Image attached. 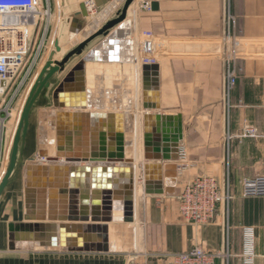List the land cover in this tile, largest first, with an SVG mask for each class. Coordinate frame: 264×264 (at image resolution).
<instances>
[{
  "label": "crops",
  "instance_id": "obj_1",
  "mask_svg": "<svg viewBox=\"0 0 264 264\" xmlns=\"http://www.w3.org/2000/svg\"><path fill=\"white\" fill-rule=\"evenodd\" d=\"M89 1L94 2L78 0L76 4V14L73 17L80 22L82 20L79 19V4L85 2L90 7ZM105 1L107 0H100L101 4ZM142 1L144 0L137 1L139 7L137 11L133 10L132 16L138 17V11L144 10L140 9ZM150 1L159 2L160 9L158 12L143 11L141 15L143 29L152 30L158 38L164 40L161 50L165 56L169 55L168 49L172 48L171 45L174 47L171 57L154 62L160 66L161 114L178 118L182 128L179 160L176 162L178 183L175 197L148 195L142 192V184L139 181L142 172L140 166L155 164L144 160L142 140V147L139 149L142 163L135 165L137 182L135 221L131 224L109 225V253L81 252L79 248L83 247V242L76 240L66 241L68 246L64 247L58 240L54 247H40L35 243L25 242L22 243V250L9 249L10 224L24 223L29 215L38 216L39 191H45L46 208L52 205L54 207L52 211L55 213L60 212L61 203L68 207L69 194L61 193V188L69 190L72 181L79 187L77 190L80 193L75 196L78 204L81 203L83 195L92 201L93 198H98V194L103 204L105 197L102 192L107 188L106 191L111 192L109 197L111 207L122 208L123 196L119 195V192L122 191L121 181L126 180V173L116 174L115 170L121 168L119 163H81L80 168L89 167L90 171H75L71 174L65 171V168L78 165H69L64 159L56 157L59 147L66 152L70 147L73 151L76 134H79L83 151L90 152L93 143L101 148L104 142L105 150L108 152L111 150V137L115 138L114 151H117V141L121 138L126 157L134 158L135 143L138 136L141 138L143 136L142 123L139 134L137 120L135 124L134 118L127 120L124 117L119 121L117 118L110 120L108 116L120 114L136 117L134 113L142 111L136 107L139 100L142 105L143 89L135 99L132 97L133 91L125 88L128 87V81L124 80L122 85L116 84L121 73L122 76L129 75L131 69L128 60L135 54L134 36L139 21L137 18L131 20L129 31V36L132 32L131 38L127 34L117 36L108 48L98 51L99 61L86 64L84 96L74 91L69 92L68 97H65L66 94L60 97L59 101L64 103L84 101L88 103V108H56L53 106V87L43 91L36 102L30 116L23 153L24 166L0 199V264H133L128 260V253L131 254L134 245L146 254L141 259L146 264H169L168 255L186 253L196 246L208 252L225 250L226 224L229 252L232 256L229 264L243 263L240 255L244 253L245 228L254 229L257 255L255 263L264 264V198L244 197L241 186L242 180L264 174V138L243 141L234 138L242 133L245 123L254 125L264 135V0ZM113 3L120 6L119 2ZM110 4L112 2L96 9V13L90 10V18L86 20L87 27L82 33H74L69 26L68 33L72 37L69 47L73 46L72 42L75 45L80 43L86 35L115 17L116 10L103 17L101 22L96 21ZM226 38L235 39L238 46L233 66L230 64L237 82L229 96H225L226 70L229 65L226 66L223 59L228 52ZM61 44L64 47L62 41ZM64 55L65 53H60L56 58ZM137 61L139 62L138 58ZM76 63L77 60L68 67L66 73ZM66 73L59 74L57 80H62ZM140 76L141 70L138 77ZM113 82L115 84L110 85ZM146 112L144 111L143 115ZM177 124V120L171 121L169 129L173 130ZM227 134L234 138L229 146L225 143ZM129 142H133L132 148L128 146ZM183 149L187 153L186 160L180 157ZM171 155L177 156L172 152ZM50 158L57 160L50 163L48 162ZM172 163L161 161L160 169H150L149 176L160 180L165 187L166 167ZM27 166L33 169L30 177L26 170ZM44 168L48 170L44 172ZM202 174L215 176L220 182L224 174L228 175L234 199L226 208V218L221 205L213 222L204 226H194L182 218L178 196L187 181ZM37 184L41 186L46 184L47 187L35 188L34 185ZM30 194L34 195L35 203L29 211L27 201ZM51 200L55 202L54 205L50 204ZM121 213L123 214V211ZM46 214L48 216V211ZM123 232H126L127 236L131 233L134 236L132 250L126 248L128 243L122 244Z\"/></svg>",
  "mask_w": 264,
  "mask_h": 264
},
{
  "label": "water",
  "instance_id": "obj_2",
  "mask_svg": "<svg viewBox=\"0 0 264 264\" xmlns=\"http://www.w3.org/2000/svg\"><path fill=\"white\" fill-rule=\"evenodd\" d=\"M95 2V3H94ZM92 3L96 8H101L112 2L110 6L105 10V13H100L96 21L101 22L103 17L109 15L116 10L115 17L111 20L106 21L103 26L96 31H92L86 35L85 39L77 44L76 47L70 49L64 56L57 59L56 57L62 52V46L60 37L57 36L54 42V50L50 53L45 65L41 72L37 76L29 95L26 99L25 105L22 109L20 119L16 128L12 147L9 155V164L0 180V199L8 187V185L14 180L19 173L22 166H24L23 153L30 126V116L36 102L45 90H50L53 87V106L56 108H72L81 109L88 108L86 102H76L74 104L60 102V97H68L69 92H77L83 94L86 93V82H85V68L89 62L99 61L98 51L102 48L106 49L114 42L117 36H123L127 34L129 36L130 26L132 21L129 18V12L132 5L136 0H107L101 4L100 0H94ZM113 2H119L120 6ZM151 10L158 12L160 9L159 2L151 1ZM79 19L70 18L67 20L68 25L71 26L73 32H83L87 23L86 20L90 18V10L88 9L87 3L83 2L79 4ZM132 32L129 36L131 38ZM79 59L73 68L66 73L68 67ZM128 62H134V56ZM142 72V105L143 111H147L142 120V131H143V146H144V160L153 162L151 166L145 165L141 167V174L139 181L142 184V192L144 191L148 195H164L168 198L175 197L176 186L178 183V168L176 162L179 160V146L182 140V128L178 118H172L161 114L159 105L160 95V66L157 63H145L141 66ZM66 73V76L62 80H57L59 74ZM64 97V98H65ZM84 99V98H83ZM155 112H151V111ZM127 120L133 119V116H124L120 114H109L110 120L119 121L122 118ZM100 118V117H98ZM105 118V117H101ZM177 120L178 124L173 130L169 129L170 122ZM76 128V127H75ZM172 133V135H170ZM171 136V137H170ZM81 136L76 134L75 149L72 151L68 147V151H64L62 147H59V152L56 158H61L66 161L69 165H78L76 167H67L65 171L73 174L75 171L88 172V168H80L81 163L92 164L105 162L109 164L119 163L121 168L115 170L118 172H125V181H121V192L119 195L123 196L121 201L123 202L122 208L111 207L109 197L110 190L104 188L102 194L105 197V201L97 199L82 197L80 204L76 202L75 196L78 195V186L76 187L71 184V188H61V193L69 194V205L65 206V203H61L60 212H53L54 207L46 208L45 191H39L38 204L39 210L38 216L29 215L27 216L26 222L15 224L12 223L9 226V249L11 251L22 250V243H35L40 247L56 246L58 240L61 246H68L66 241H80L83 242V247L79 248L81 252L85 253H109L110 251V224L112 223H126L131 224L135 221V192H136V177H135V159L128 158L125 154V148L120 138L118 143L117 151H114L115 138H110V148L108 152L105 150L104 142L102 147L92 145L91 151H83L81 146ZM170 143V144H169ZM60 146H62L60 144ZM129 147H133V142H129ZM172 153L177 156L171 155ZM56 158H50L48 162H56ZM161 161L173 162L167 165L166 170V183L165 187L160 180L154 179L149 176L150 169H160ZM142 161H139L141 165ZM74 167V168H73ZM157 167V168H156ZM225 168V167H224ZM52 170V168H50ZM82 169V170H81ZM28 177L31 176L32 167L27 166L26 168ZM35 170V169H34ZM40 170V169H39ZM42 170V169H41ZM44 168L43 171H47ZM129 174V177H128ZM31 181V180H29ZM45 183V182H44ZM31 187V186H30ZM35 188L47 187L34 185ZM226 192V174L223 176V193ZM118 195V196H119ZM32 194L28 197V208L29 211L32 209L34 199ZM120 200V199H119ZM50 204H55L51 200ZM224 208V217L226 218V203L222 204ZM34 208V207H33ZM53 210V211H52ZM48 211V216L46 212ZM119 211V212H118ZM123 211V214L121 213ZM120 213V214H119ZM122 215V216H121ZM37 221V222H35ZM224 230L225 225H224ZM78 249V248H77Z\"/></svg>",
  "mask_w": 264,
  "mask_h": 264
},
{
  "label": "built area",
  "instance_id": "obj_3",
  "mask_svg": "<svg viewBox=\"0 0 264 264\" xmlns=\"http://www.w3.org/2000/svg\"><path fill=\"white\" fill-rule=\"evenodd\" d=\"M144 2L146 3L144 4L145 11H151V1L145 0ZM54 16L52 0H0V159L3 148H6L10 137V123L18 112L21 101L24 103L27 99L37 76L54 50L56 36L50 33ZM68 19L70 18H66V24H68ZM226 44L228 52L226 51L223 59L226 66L229 65L226 70L229 96L237 81L235 73L230 69L232 39L227 40L226 38ZM31 81L33 82L30 85ZM17 125L18 122L13 130L11 143ZM234 138L239 141L260 140L264 138V135L254 125L245 123L242 133ZM234 138L227 134L226 143L228 146ZM11 143L8 152L12 147ZM180 157L183 160L187 159L185 149L181 151ZM184 168L186 169L187 166ZM241 186L244 197L264 198V174L242 180ZM231 192L232 186L229 180L226 183L224 194L223 186L215 176H196L185 183L178 196L180 214L191 225H208L215 220L219 206L224 202L228 206L232 201ZM250 247L252 250L249 249ZM244 249L243 264H255L253 228H246L244 231ZM144 256L146 254L136 247L128 256V260L133 264H146L141 261ZM231 258L228 236L226 250L223 251L208 252L202 247L196 246L186 253L168 255L169 264H229Z\"/></svg>",
  "mask_w": 264,
  "mask_h": 264
},
{
  "label": "rangeland",
  "instance_id": "obj_4",
  "mask_svg": "<svg viewBox=\"0 0 264 264\" xmlns=\"http://www.w3.org/2000/svg\"><path fill=\"white\" fill-rule=\"evenodd\" d=\"M52 2H53V9H54V15H55L54 17L55 18H54V22L52 24V28L50 29V33L55 34L56 37L57 36L60 37V41H62L64 43V50L68 52L70 49L76 47L77 44L75 45L71 41L72 42L71 45H73V46L69 47V45H70L69 42L72 39V37H71L70 33H68L69 32V29H68L69 28V25L66 24V18H74L73 16H74V14H76L75 13L76 12L75 10L77 8L76 7V4H77L78 0H52ZM121 6L122 5L120 4V7H118V8H121ZM91 7H92V10H94L93 13H96V9H98V8H96L93 4H92ZM143 11L145 12V9L142 10V11H138V17L137 18L139 19V21H138V26L136 28V36L134 37L136 39L134 42L135 43L137 42L136 43L135 54H134V62H132L130 64V67L129 68H131V69H129V73H128L129 75H126V76L123 75L122 76V73H121V75L118 77V80L119 81L117 80L118 82L116 83V84H121L122 85V83H124L123 82L124 80L125 81H128V87L125 86V88L126 89H130V90L133 91L132 97H134L135 99L140 94V91H142V89H143L142 88V72H141V76L140 77H138V72H136L137 71L136 67L139 64L138 61L136 62V59L138 58L141 66H142L144 64V62L157 61V60H161L163 58L171 57V51L174 50V47L171 45L172 48H169L168 49V51L170 50V52L168 53L169 55L165 56L164 52L161 50V46H164V40L161 39V38H158L157 35L154 34V32L152 30L143 29L142 24H141V18H142L141 15H142ZM130 18H131V20H133L132 15L130 16ZM80 33H82V32H80ZM237 47L238 46L236 45L235 39L232 38V44L230 45L231 53H232L231 60H230V64L232 63L231 64L232 66H233V62L235 60V57L237 56L236 55L237 54V50H238ZM75 60L78 61L79 59H75ZM134 66H136V67H134ZM230 69H231V72H233V70H234L233 67L230 68ZM236 81H237V78H236ZM32 82L33 81L30 82V85H31ZM114 84H115V82L110 83V85H114ZM234 88L235 87H233V89ZM27 89H29V88H27ZM233 89H231L230 94H232ZM225 96H228L227 79H226V85H225ZM139 98H140V96H139ZM22 104H23V101H21L19 110L16 113V115H15L14 119L12 120V122L10 123V127H11V133L9 135L10 137H9L8 144H7L6 148L5 147L3 148V154H2L1 159H0V178H2L3 174L5 173V171H6L7 167H8V164H9V155H10V152H8V147H9V145L11 143V138H12V135H13V130L16 127V123L19 122L18 119H20L19 118L20 117L19 115L21 113V110L20 109L22 108L21 107ZM133 133H134V129H133ZM134 135H136V133ZM11 145H12V143H11ZM226 145L228 146L227 143H226ZM138 146L140 147L139 149H141V147H142V138H141V140H139V145ZM131 153H132V151H131ZM226 153H227V155L229 154V147H228V151H226ZM202 175H207V174H202ZM228 180H229L230 185L232 186L231 181L229 179V176L226 175V183L228 182ZM221 184L223 186V179L221 181ZM231 196L234 199L233 192H231ZM233 199H232V201H233ZM232 201H230V203ZM229 204H228V206H229ZM228 206L226 205V208ZM226 226L227 227H226V230L225 231H226V240H227L228 224H226ZM245 229L243 230V235H244ZM254 235H255V233H254ZM129 236H131V237H129ZM132 238L134 239V243H135V238L132 235V233L127 236V233L126 232H123V235H122V239H123L122 244L128 243V246L129 245L130 246L129 247L126 246V248H128L129 250L130 249L132 250V247H133L132 246V242H133ZM243 246H244V236H243ZM136 247L138 249V246H135L134 245L133 251L135 250ZM225 250H226V242H225ZM244 250L245 249H243V251ZM127 252H130V251H127ZM129 255H130V253H128V256ZM244 256H245V253H242L240 255V258L243 259Z\"/></svg>",
  "mask_w": 264,
  "mask_h": 264
},
{
  "label": "bare ground",
  "instance_id": "obj_5",
  "mask_svg": "<svg viewBox=\"0 0 264 264\" xmlns=\"http://www.w3.org/2000/svg\"><path fill=\"white\" fill-rule=\"evenodd\" d=\"M138 0H136V2L132 5V7H131V9H130V12H129V16H131V13L133 12V10H138V7H139V4H138V2H137ZM145 1V0H144ZM144 1H142L141 2V7H140V9H145V6H144V4H146ZM89 3H90V7H88V9L89 10H91V1H89ZM60 4V3H59ZM133 17V19H135V20H137V16H132ZM130 18V17H129ZM131 20V19H130ZM135 24V23H134ZM134 28H136V27H134ZM138 35V34H137ZM135 36H136V34H135ZM134 36V37H135ZM134 40H136L135 38H134ZM137 43V42H136ZM135 43V44H136ZM78 44V43H77ZM64 48V47H63ZM62 48V52H61V54L62 53H67V51H65L64 49ZM139 63V62H138ZM136 65V64H135ZM137 66V65H136ZM136 66H134V67H136ZM136 69H137V71L136 72H138V75H140V69H141V64L139 63L138 64V66L136 67ZM24 99V98H23ZM25 102H26V100L24 101V105H25ZM141 102H140V100L138 101V105H137V107H136V109H138V110H142V108H141V104H140ZM24 105H23V107H24ZM23 107H22V109H23ZM21 110V109H20ZM143 110L141 111V112H135L134 114L136 115V117H134L133 116V118L135 119V124H136V120H137V127H138V129H137V132L140 134V131H141V128H140V124H141V122H142V120H143ZM138 134V135H139ZM139 140H141V138L138 136V139H137V142H136V154L135 153H133V156H134V159H135V161H136V163H135V165H137V164H139V161L142 159V157H141V155H140V153H139ZM2 178H0V180H1ZM252 238V237H251ZM252 241V240H251ZM251 244L253 243V241L252 242H250ZM249 249H251L252 250V248L250 247Z\"/></svg>",
  "mask_w": 264,
  "mask_h": 264
}]
</instances>
